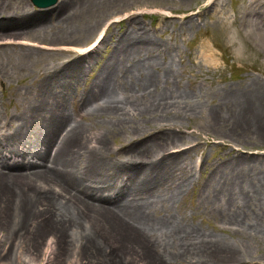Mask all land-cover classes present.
I'll use <instances>...</instances> for the list:
<instances>
[{
	"label": "bare ground",
	"instance_id": "obj_1",
	"mask_svg": "<svg viewBox=\"0 0 264 264\" xmlns=\"http://www.w3.org/2000/svg\"><path fill=\"white\" fill-rule=\"evenodd\" d=\"M217 2H210L214 22L225 33L231 55L241 66L264 74V0H237L231 14ZM9 4L0 0V39L19 37L31 26L49 27L55 14L68 21L78 10L75 0H58L53 11L39 14L13 12ZM109 44L111 52L95 78L76 92L78 113L119 129L129 113H150L164 123L199 112L235 141L245 138L246 130L264 138L261 76L221 86L212 79L209 90L199 84L186 90L180 83L174 89L177 48L129 24ZM195 49L196 66L223 71L206 39ZM27 57L22 54L23 62ZM90 65L86 52L57 64L36 81L28 105L16 120L0 118V216L13 217L17 212L29 220L26 227H14L8 234L11 244H24L28 251L36 247L41 233L51 231L59 241L66 237L67 248L60 260L77 255L90 258L93 264H251L247 247L229 243L172 213L171 205L196 182L192 166L193 170L198 166L188 161L191 147L171 151L170 144H185L175 128L161 125L139 132L141 124L127 126V139L120 145L125 154L116 160L107 154L109 136L91 135L72 115L67 106L69 92L78 88ZM4 68L0 63V77L6 74ZM205 93L211 100L201 99ZM28 154L35 161H6ZM262 162L250 154L211 162L203 181L207 202L220 211L224 223L254 235L264 234ZM13 250L9 245L0 252V264L12 262Z\"/></svg>",
	"mask_w": 264,
	"mask_h": 264
},
{
	"label": "rangeland",
	"instance_id": "obj_2",
	"mask_svg": "<svg viewBox=\"0 0 264 264\" xmlns=\"http://www.w3.org/2000/svg\"><path fill=\"white\" fill-rule=\"evenodd\" d=\"M7 1V0H6ZM75 13L69 17L68 21H63L61 17H54L49 27L31 26L19 37L0 39V63L5 66L6 74L0 77V118L2 120L14 119L24 110L31 99L32 93L36 89L38 81L43 73L52 72L54 66L62 64L65 60H71L80 53L86 52L87 59L91 65L84 70V75L79 82L78 88H73L69 92L71 98L68 100V108L72 115H75L83 126L88 129L91 135H108V144L111 151L108 157L120 159L119 155L125 154V149L120 145L127 139V126L131 124H141L139 130L160 128H175L181 134L185 144L182 146L171 145V151L191 147L189 153V163H197L192 171L196 174V182L184 197L177 200L175 205H171L172 213L177 214L186 222L201 227L207 233L220 236L227 242L236 246L247 247L249 253L246 255L251 264H264V234L254 235L248 231L238 228L232 223H224L220 211L213 209L207 202V192L203 181L208 178L211 170V162H223L229 157H236L237 154L256 156L264 169V138L253 131L246 130L247 136L240 140H233L222 131L221 126L211 125L199 112L191 116L183 117L182 121L172 122L153 119L150 113L137 112L129 113L126 118H122L123 127L117 129L114 125L105 124L100 119L79 112L75 97L77 90L81 91L90 85L98 70L105 62V58L111 52L109 42L115 36L123 34L128 24L130 28H135L142 32L148 30L152 38L157 41L169 44L171 48H177L173 53L175 59L174 69L177 71L176 79L171 81V85L176 89L177 83L182 84L186 90H191L195 84L203 85L209 90L210 81L217 79L218 85L223 83L238 82L244 77L259 75L264 79V74L256 70L243 67L231 55L230 49L226 45L225 33L217 29L218 24L214 22L213 12L215 9L210 6L211 0H75ZM237 0H218L219 5L224 7L231 14V8ZM9 8L14 12L31 11L36 14L50 13L56 7L52 4L48 7H37L31 0H8ZM193 15L192 20H188V15ZM131 19H130V18ZM129 22L126 23V20ZM132 21V22H131ZM131 23V24H130ZM125 24V26H124ZM108 32H105L106 26ZM91 27L90 29H88ZM105 28V29H104ZM104 31L103 33H101ZM106 33V35H104ZM104 36V42L97 43ZM99 41H98V40ZM201 39H206L213 47L219 57V64L222 72L209 70L208 67L195 65L192 54L195 46ZM13 41V42H9ZM9 42V43H8ZM22 54L29 57L23 62ZM160 67H156L158 71ZM163 85L161 86V88ZM201 99L211 100L208 94H203ZM78 114V115H76ZM124 115V114H123ZM131 116V117H130ZM7 118V119H6ZM163 119V118H162ZM225 126V125H224ZM9 128V127H8ZM124 129V130H123ZM242 130V129H241ZM130 133L132 130L129 128ZM169 145V146H170ZM125 146V145H123ZM234 146V148H231ZM120 149V150H119ZM36 157L30 154L24 157L14 156L6 158V161L31 160ZM161 214L160 210L158 211ZM164 213V212H162ZM29 224L28 218L24 221L18 213L13 217L0 216V252L7 247H14L10 264H88L90 258L77 255L64 256L67 248L66 237L62 240L51 231L41 233L38 246L26 251L27 246L11 244L8 234L17 227L23 228ZM16 229V230H17ZM13 232V231H12ZM60 242V244H59ZM26 247V248H25ZM5 248V249H4ZM11 250V249H10ZM93 264V263H90Z\"/></svg>",
	"mask_w": 264,
	"mask_h": 264
},
{
	"label": "water",
	"instance_id": "obj_3",
	"mask_svg": "<svg viewBox=\"0 0 264 264\" xmlns=\"http://www.w3.org/2000/svg\"><path fill=\"white\" fill-rule=\"evenodd\" d=\"M34 5H36L37 7H47L50 6L54 3H56L58 0H31Z\"/></svg>",
	"mask_w": 264,
	"mask_h": 264
}]
</instances>
